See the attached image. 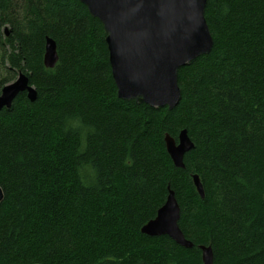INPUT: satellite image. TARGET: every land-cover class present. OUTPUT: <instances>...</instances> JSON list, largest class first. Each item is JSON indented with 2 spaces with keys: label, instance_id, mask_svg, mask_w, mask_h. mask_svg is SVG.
Returning a JSON list of instances; mask_svg holds the SVG:
<instances>
[{
  "label": "trees",
  "instance_id": "1",
  "mask_svg": "<svg viewBox=\"0 0 264 264\" xmlns=\"http://www.w3.org/2000/svg\"><path fill=\"white\" fill-rule=\"evenodd\" d=\"M204 15L212 49L178 70L169 109L117 96L80 1L0 0V91L19 71L36 90L0 108V264H201L200 244L214 264H264V0H207ZM181 129L184 168L164 143ZM168 187L190 248L140 230Z\"/></svg>",
  "mask_w": 264,
  "mask_h": 264
},
{
  "label": "water",
  "instance_id": "2",
  "mask_svg": "<svg viewBox=\"0 0 264 264\" xmlns=\"http://www.w3.org/2000/svg\"><path fill=\"white\" fill-rule=\"evenodd\" d=\"M89 14L97 18L105 31V43L111 75L117 96L151 107L172 109L180 99L178 70L210 52L213 38L204 12L207 0H78ZM7 32V30H6ZM59 60L56 42L46 38L44 64L53 68ZM29 99L36 90L27 75L17 78L0 91V108H9L20 93ZM165 149L174 166L184 168V155L194 143L183 129L175 139L164 135ZM196 191L204 198V188L196 174L192 175ZM4 193L0 187V202ZM180 207L168 187L165 202L155 216L141 228L149 236L167 235L178 245L190 248L178 225ZM202 264H213L211 246L200 245Z\"/></svg>",
  "mask_w": 264,
  "mask_h": 264
},
{
  "label": "rangeland",
  "instance_id": "3",
  "mask_svg": "<svg viewBox=\"0 0 264 264\" xmlns=\"http://www.w3.org/2000/svg\"><path fill=\"white\" fill-rule=\"evenodd\" d=\"M7 28V30L9 29V25H3L2 26V28H1V31L2 32H5V29ZM8 64L6 63V64H3L2 62H1V56H0V78L2 77V76H5L6 74H7V68H8ZM12 72V71H11ZM16 75L14 76V78L13 79H11L8 83H10V82H12V81H14L16 78H17V74H18V72H16L15 73Z\"/></svg>",
  "mask_w": 264,
  "mask_h": 264
},
{
  "label": "bare ground",
  "instance_id": "4",
  "mask_svg": "<svg viewBox=\"0 0 264 264\" xmlns=\"http://www.w3.org/2000/svg\"><path fill=\"white\" fill-rule=\"evenodd\" d=\"M6 30H7V28L5 29V33H6V35L8 34V30H7V32H6ZM46 38H50V37H48V36H46ZM46 38H45V41H46ZM51 39H53V38H51ZM54 40V39H53ZM55 41V40H54ZM44 49H45V45H44ZM44 55V54H43ZM43 64H44V62H43ZM44 66L46 67V68H49V67H47L45 64H44ZM20 72V71H19ZM28 77V76H27ZM29 79V78H28ZM30 83V82H29ZM31 85V84H30ZM35 89V88H34ZM181 130H183V129H181ZM180 130V131H181ZM179 131V132H180ZM193 175V174H192ZM197 176H198V174H196ZM192 177V176H191ZM199 177V176H198ZM192 179V178H191ZM199 179H200V177H199ZM201 181V180H200ZM192 183H193V185H194V182H193V179H192ZM202 183V182H201ZM1 187V186H0ZM194 187H195V185H194ZM2 189V188H1ZM195 189H196V187H195ZM3 191V190H2ZM173 191V190H172ZM167 192H168V188H167ZM174 192V191H173ZM167 196V195H166ZM166 200V199H165ZM2 202V201H1ZM0 202V203H1ZM165 202V201H164ZM149 221V220H148ZM142 228V227H141ZM141 228H140V230H141ZM146 235V234H145ZM149 236V235H148ZM200 245H204V244H200ZM200 245H198V249H199V246ZM204 246H211V245H204ZM200 250V249H199ZM213 252V251H212ZM200 255H201V250H200ZM201 257V256H200ZM201 264H202V262H201ZM214 264V263H213Z\"/></svg>",
  "mask_w": 264,
  "mask_h": 264
}]
</instances>
